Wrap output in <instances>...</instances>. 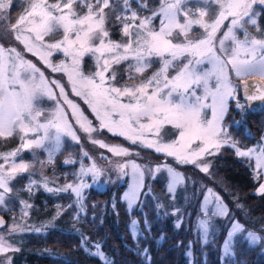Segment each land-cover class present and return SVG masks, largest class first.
<instances>
[{
	"label": "rangeland",
	"instance_id": "rangeland-1",
	"mask_svg": "<svg viewBox=\"0 0 264 264\" xmlns=\"http://www.w3.org/2000/svg\"><path fill=\"white\" fill-rule=\"evenodd\" d=\"M131 1L0 0V207L21 172L34 171L29 187L67 188L79 199L91 185L127 181L128 209L162 173L170 196L161 207L183 213L173 197L179 194L186 214L196 211L204 242L225 229L223 251L237 237L264 250V235L230 219L222 195L233 196L211 180L214 157L231 149L250 163L254 193L264 192V105L256 110L255 137L245 116L252 110L239 93L242 79H264V31L248 41L253 31L230 25L243 0ZM114 3L121 6V40L106 26L109 17L118 20L105 14ZM243 21L262 26L252 14ZM64 145L73 150L62 164L74 165V177L64 171V181L35 179L56 167ZM17 225L0 230V254L9 262L17 246L16 235L11 243L8 236L22 231Z\"/></svg>",
	"mask_w": 264,
	"mask_h": 264
},
{
	"label": "trees",
	"instance_id": "trees-1",
	"mask_svg": "<svg viewBox=\"0 0 264 264\" xmlns=\"http://www.w3.org/2000/svg\"><path fill=\"white\" fill-rule=\"evenodd\" d=\"M157 1L160 2L149 0V3L157 4ZM133 5L134 0L131 1ZM134 7L137 10L139 4ZM120 12L119 3L105 7L106 17H118L117 21L109 17L106 22L111 36L117 40H121ZM27 56L34 61L38 59L33 54L27 53ZM84 62L90 65L88 57ZM36 64L40 66V62ZM245 116H250L247 128L257 137L260 131L256 117L259 113L246 109ZM15 146L14 142L11 148ZM72 150L70 146H62L56 152V167L47 165L43 173L38 170L40 173L33 177L47 180L46 177L55 176L64 181L65 171L71 178L69 169L75 167L63 165L62 159ZM163 161L170 164L171 160ZM171 164L185 169L176 166V162ZM33 172H21L13 178L5 205L0 207V213L7 220L1 231L9 227L12 220L22 228L18 235L8 236L11 243L12 235H16L12 244H16L17 249L11 253L10 262L0 254V264H264L262 245L250 244L241 237L235 238L232 250L223 251L225 229L211 234L204 242L194 227L196 211L187 215L179 194L173 197L183 207V213L172 214L166 205L161 207L160 202L168 203L170 196L162 173L148 179L142 188L140 203L128 209L122 198L127 181L110 183L103 189L91 185L83 190L79 199L67 188L50 191L38 184L29 187L28 179ZM254 177L250 163L234 150L231 153V149H225L223 154L214 157L211 180L217 189L223 185L233 196L222 195L228 202L230 219L264 235V192L254 193L258 182ZM25 207L27 212H24ZM201 218L205 220V216Z\"/></svg>",
	"mask_w": 264,
	"mask_h": 264
},
{
	"label": "flooded vegetation",
	"instance_id": "flooded-vegetation-1",
	"mask_svg": "<svg viewBox=\"0 0 264 264\" xmlns=\"http://www.w3.org/2000/svg\"><path fill=\"white\" fill-rule=\"evenodd\" d=\"M233 2L235 4H237V2H239V1L238 0H232V3ZM240 3L241 4L239 5V7H241L244 10L241 11V13L239 14L238 18H235V20L240 21V22L234 21V19L232 17H230L229 18V21L232 20V19L234 21V23H231L230 25L234 26L235 23H239V24L243 25L246 29H249L250 31H253L254 32V35L252 33V37L251 38H248L246 40H248V41H254L255 40V37H258V35L260 34V32H263L264 31V0H243ZM212 10H214V8ZM251 14L255 18V22H254L255 25H257L256 22H258L262 26H260L259 28H257V27H251L249 24L248 25H245L244 24L243 18L244 17L247 18ZM243 26H242V28H243ZM237 34H238V30H237ZM221 71H223V72H220V77H224L225 76L224 75V69H221ZM229 73L231 74L230 78L232 80H235L231 69H229ZM170 75H172V74L170 73ZM224 85H225V83L222 84V87H224Z\"/></svg>",
	"mask_w": 264,
	"mask_h": 264
},
{
	"label": "water",
	"instance_id": "water-1",
	"mask_svg": "<svg viewBox=\"0 0 264 264\" xmlns=\"http://www.w3.org/2000/svg\"><path fill=\"white\" fill-rule=\"evenodd\" d=\"M242 96L248 100L252 111L261 109L264 105V81L258 77H250L242 85ZM7 225L6 217L0 213V229Z\"/></svg>",
	"mask_w": 264,
	"mask_h": 264
}]
</instances>
